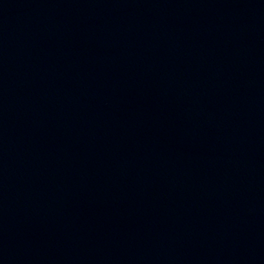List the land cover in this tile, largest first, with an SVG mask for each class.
<instances>
[{
	"label": "water",
	"instance_id": "water-1",
	"mask_svg": "<svg viewBox=\"0 0 264 264\" xmlns=\"http://www.w3.org/2000/svg\"><path fill=\"white\" fill-rule=\"evenodd\" d=\"M0 264H264V0H0Z\"/></svg>",
	"mask_w": 264,
	"mask_h": 264
}]
</instances>
